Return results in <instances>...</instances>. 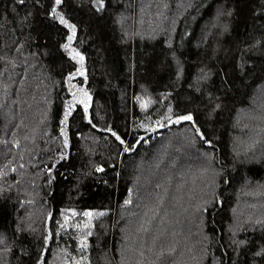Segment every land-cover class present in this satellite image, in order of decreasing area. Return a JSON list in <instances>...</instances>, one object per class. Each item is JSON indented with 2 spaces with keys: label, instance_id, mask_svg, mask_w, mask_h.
<instances>
[{
  "label": "trees",
  "instance_id": "16d2710c",
  "mask_svg": "<svg viewBox=\"0 0 264 264\" xmlns=\"http://www.w3.org/2000/svg\"><path fill=\"white\" fill-rule=\"evenodd\" d=\"M0 264H264V0H0Z\"/></svg>",
  "mask_w": 264,
  "mask_h": 264
},
{
  "label": "snow or ice",
  "instance_id": "6c2138e0",
  "mask_svg": "<svg viewBox=\"0 0 264 264\" xmlns=\"http://www.w3.org/2000/svg\"><path fill=\"white\" fill-rule=\"evenodd\" d=\"M21 2H23V0H21ZM60 3H61V0H56V4H57V5H59ZM53 14H55V10H53ZM60 22H61V23H67V22L63 19V17H60ZM71 27L73 28V31H74V30H75V29H74V26H71ZM69 39H71V37H70ZM65 47L67 48L68 45H65ZM181 119H184V120H191L192 117H191V116H185V117H182Z\"/></svg>",
  "mask_w": 264,
  "mask_h": 264
},
{
  "label": "rangeland",
  "instance_id": "374dc122",
  "mask_svg": "<svg viewBox=\"0 0 264 264\" xmlns=\"http://www.w3.org/2000/svg\"><path fill=\"white\" fill-rule=\"evenodd\" d=\"M26 104H27V103H26ZM22 108H24V107L22 106ZM25 109H26V107H25ZM19 112H20V111H19ZM9 119H10V118H9ZM9 119H8V120H9ZM255 207H256V206H254L253 208H255ZM241 208H243V207L241 206Z\"/></svg>",
  "mask_w": 264,
  "mask_h": 264
}]
</instances>
